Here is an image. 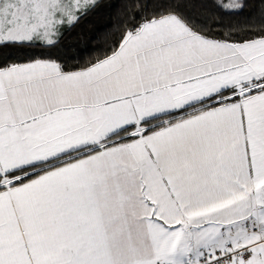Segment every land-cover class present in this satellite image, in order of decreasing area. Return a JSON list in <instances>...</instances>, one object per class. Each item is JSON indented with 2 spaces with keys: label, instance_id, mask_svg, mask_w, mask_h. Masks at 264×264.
<instances>
[{
  "label": "snow or ice",
  "instance_id": "obj_1",
  "mask_svg": "<svg viewBox=\"0 0 264 264\" xmlns=\"http://www.w3.org/2000/svg\"><path fill=\"white\" fill-rule=\"evenodd\" d=\"M97 6L0 0V264H264V22L158 0L77 70L7 62Z\"/></svg>",
  "mask_w": 264,
  "mask_h": 264
},
{
  "label": "trees",
  "instance_id": "obj_2",
  "mask_svg": "<svg viewBox=\"0 0 264 264\" xmlns=\"http://www.w3.org/2000/svg\"><path fill=\"white\" fill-rule=\"evenodd\" d=\"M158 0H98V6L72 26L62 27L53 46L33 47L24 53L12 51L8 63L24 62L29 57L52 59L66 71L77 70L94 60L97 54L111 49L119 41L125 26L135 16L139 20L153 12ZM176 10L209 36L221 38L225 33L264 22V0H239L242 7L227 9L218 5L229 0H168ZM136 5H139L137 8ZM243 34V33H241ZM5 52L7 49L4 50ZM22 59H17L21 57Z\"/></svg>",
  "mask_w": 264,
  "mask_h": 264
},
{
  "label": "crops",
  "instance_id": "obj_3",
  "mask_svg": "<svg viewBox=\"0 0 264 264\" xmlns=\"http://www.w3.org/2000/svg\"><path fill=\"white\" fill-rule=\"evenodd\" d=\"M63 31L61 30V33H62ZM53 38H56V37H53Z\"/></svg>",
  "mask_w": 264,
  "mask_h": 264
},
{
  "label": "rangeland",
  "instance_id": "obj_4",
  "mask_svg": "<svg viewBox=\"0 0 264 264\" xmlns=\"http://www.w3.org/2000/svg\"><path fill=\"white\" fill-rule=\"evenodd\" d=\"M54 39H56V38H54ZM7 51H8V50H7ZM7 51H6V52H7Z\"/></svg>",
  "mask_w": 264,
  "mask_h": 264
}]
</instances>
